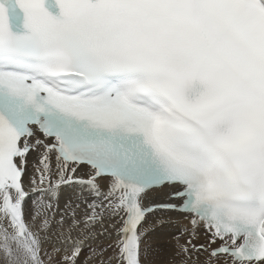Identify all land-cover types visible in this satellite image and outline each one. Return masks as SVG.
<instances>
[{"label":"snow or ice","instance_id":"snow-or-ice-1","mask_svg":"<svg viewBox=\"0 0 264 264\" xmlns=\"http://www.w3.org/2000/svg\"><path fill=\"white\" fill-rule=\"evenodd\" d=\"M165 230L264 264V0H0V264H157Z\"/></svg>","mask_w":264,"mask_h":264},{"label":"bare ground","instance_id":"bare-ground-1","mask_svg":"<svg viewBox=\"0 0 264 264\" xmlns=\"http://www.w3.org/2000/svg\"><path fill=\"white\" fill-rule=\"evenodd\" d=\"M157 191H160V190H153V192L149 193V195H154L155 192ZM173 219H180V217L178 216V214H173ZM109 230L113 231L112 229H109ZM166 232L167 230H165L164 240L162 241V245H161L164 251L156 258L157 264H168L171 258V253L173 249H172V244L170 242V237L167 236Z\"/></svg>","mask_w":264,"mask_h":264}]
</instances>
